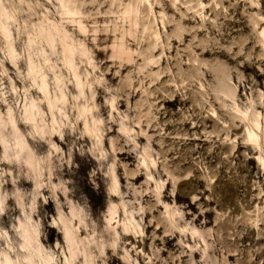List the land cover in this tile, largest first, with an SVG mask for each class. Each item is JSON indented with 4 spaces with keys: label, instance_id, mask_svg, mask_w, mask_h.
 <instances>
[{
    "label": "rangeland",
    "instance_id": "obj_1",
    "mask_svg": "<svg viewBox=\"0 0 264 264\" xmlns=\"http://www.w3.org/2000/svg\"><path fill=\"white\" fill-rule=\"evenodd\" d=\"M3 5L1 257L264 264V0ZM10 111L34 162L13 149ZM26 223L41 256L24 242Z\"/></svg>",
    "mask_w": 264,
    "mask_h": 264
},
{
    "label": "bare ground",
    "instance_id": "obj_2",
    "mask_svg": "<svg viewBox=\"0 0 264 264\" xmlns=\"http://www.w3.org/2000/svg\"><path fill=\"white\" fill-rule=\"evenodd\" d=\"M9 17V11L7 10V8L5 7V5H3V0H0V27H1V31L2 33L7 37L6 39L8 40H11V32H10V28L8 26V24H6V22L9 20H7L6 18ZM10 21V20H9ZM132 32V31H131ZM6 40V41H7ZM12 42V41H11ZM32 43V42H31ZM9 44H12L9 42ZM9 49L11 50L12 54H13V58H17V55H16V52L14 51L13 49V46L12 45H9ZM120 51L122 53H124V48L123 46L121 45L120 46ZM11 54V53H10ZM76 55L75 53V49H73L71 46H67L66 48V52H65V60L66 62L73 67V60L72 58ZM81 84V81L78 82ZM81 85H79V88H80ZM41 90L43 92V95L45 97V99L47 100V103H49V106L50 108H53L55 106V100L51 99V96H50V93H49V90H48V84L46 82L45 79H43L42 81V84H41ZM81 91V89H80ZM81 93V92H80ZM63 98V97H61ZM85 102V101H84ZM84 106V105H83ZM83 108V107H82ZM89 108V107H88ZM91 109V108H90ZM81 110V109H80ZM89 110V109H88ZM86 107L83 109V116L85 118V125H86V129L88 130V132L92 135V136H95V137H98L99 138V131H100V122L97 121V119L94 117V115L92 114V112H89ZM41 112V108L40 106L38 105V103L36 101H31L29 106L26 107V118L27 120H30V121H34L33 119V116L35 115H39ZM1 118V117H0ZM8 124L10 125V127L12 128V135H11V143L13 144L14 146V151L16 152L17 154V157H20V154L21 153H26L29 157H27V160H31L32 161V158L33 156H31V152L27 149L28 148V142L25 141L21 134H20V127H19V124H18V121L17 119L15 118L13 112H9V122ZM87 132V133H88ZM1 139L3 141V144L5 146V151L7 152L8 151V145H7V140L3 137V135H1ZM27 150V151H26ZM22 155V154H21ZM23 156V155H22ZM31 156V157H30ZM34 162V161H32ZM115 175V174H113ZM112 175V176H113ZM115 185H117V177L115 176ZM3 207V200L1 198V192H0V209ZM27 225V226H26ZM26 230L24 229V236H25V241L24 242H27L28 245L31 246V248H36L35 249V253L38 254V256H41L42 255V249H41V245L40 243H36V246L33 245V242L34 240L36 239L34 236V233H33V230L30 226L29 223H26ZM64 226H65V231L67 233V237H70L71 235V231L68 229L67 227V223H64ZM22 227V226H21ZM35 238V239H34ZM70 239V238H69ZM68 239V240H69ZM72 241V240H71ZM35 244V243H34ZM26 246V245H24ZM27 247V246H26ZM28 248V247H27ZM29 250V249H28ZM31 250V249H30ZM33 253V252H32ZM33 255V254H32ZM35 256H33L34 258ZM47 261H50V258H46ZM29 261V262H28ZM28 264H36L35 261L28 259ZM0 264H15L14 263V260L9 256V255H4L3 257L0 256Z\"/></svg>",
    "mask_w": 264,
    "mask_h": 264
}]
</instances>
